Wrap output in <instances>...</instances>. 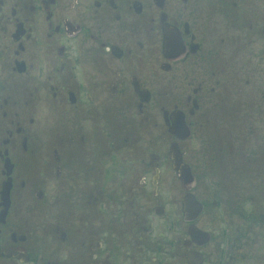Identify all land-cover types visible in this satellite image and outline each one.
Masks as SVG:
<instances>
[{"label": "flooded vegetation", "instance_id": "1", "mask_svg": "<svg viewBox=\"0 0 264 264\" xmlns=\"http://www.w3.org/2000/svg\"><path fill=\"white\" fill-rule=\"evenodd\" d=\"M0 264H264V0H0Z\"/></svg>", "mask_w": 264, "mask_h": 264}, {"label": "water", "instance_id": "2", "mask_svg": "<svg viewBox=\"0 0 264 264\" xmlns=\"http://www.w3.org/2000/svg\"><path fill=\"white\" fill-rule=\"evenodd\" d=\"M175 167H176V169L178 170V171H180L182 174H185V172L182 170L183 168L182 167H180V166H176L175 165ZM182 168V169H181Z\"/></svg>", "mask_w": 264, "mask_h": 264}]
</instances>
